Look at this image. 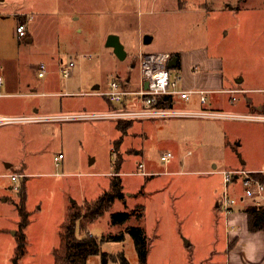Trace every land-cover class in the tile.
Instances as JSON below:
<instances>
[{"label":"rangeland","instance_id":"374dc122","mask_svg":"<svg viewBox=\"0 0 264 264\" xmlns=\"http://www.w3.org/2000/svg\"><path fill=\"white\" fill-rule=\"evenodd\" d=\"M36 1L40 4L47 0ZM48 2L52 12H35V19L29 23L32 42L18 38L14 16H0V74H7L11 92L28 91V80L40 82L35 71L39 64L48 71L43 79L49 77L52 82V89H38L37 96L31 98L0 99L5 114L36 115L33 109L37 107L41 114L51 116L111 111L104 94L113 78L119 75L118 80L125 84L124 74L128 72L131 89L138 88L139 51L172 53L206 47L223 59L225 81L243 79L241 85L248 91L219 93V108L210 106L209 99L201 104L194 98L184 100L175 95L174 110L213 111L220 115L134 118L121 136L116 120L102 117L45 120L39 128L23 125L26 123L0 126V172L16 170L20 160L28 172L27 178L15 181L0 176V198L9 197L0 203V224L4 226L18 220L14 201L25 180L30 221L27 232L32 241L26 248L29 252L18 263L52 264L67 206L72 201L81 205L107 190L113 162L120 159L118 174L124 200L117 199L109 211L87 226V231L99 241L106 235L123 236L119 241H101L102 253L123 251L130 264H137L135 246L125 229L133 221L112 224L110 213L133 210L135 205L143 204L142 225L151 249L149 264H162L168 259L178 264H226L222 212L214 204L213 208L208 205L210 198L220 199L224 186L221 174L210 171L264 166V121L249 118L253 114L264 115L258 102L264 101V0H186L182 4L181 0ZM112 33L118 35L127 53L123 60L114 55L113 48L105 46ZM144 35L151 37L150 42L142 43ZM68 61L75 65L65 79L60 67ZM15 63L22 64L20 69ZM177 70H171V75L175 76ZM131 98L129 103H123L130 105L135 96ZM121 104L113 103L119 108ZM164 151L173 154L167 164L160 160ZM59 152L63 158L56 166L53 158ZM139 162L152 164L161 172L169 170L167 174L149 176L146 189L150 192L146 196L139 192L143 184ZM8 164L12 165L8 168ZM151 185L161 189L158 194L152 193ZM160 196L169 199L174 208L183 254L178 250L160 253V248L173 240L168 235L159 238L160 202L156 197ZM247 202L238 206H246ZM76 232L79 236L84 234L78 223ZM14 239L13 229L9 233L0 230V264H11ZM86 262L102 264L99 254L90 255Z\"/></svg>","mask_w":264,"mask_h":264},{"label":"crops","instance_id":"0c3cea01","mask_svg":"<svg viewBox=\"0 0 264 264\" xmlns=\"http://www.w3.org/2000/svg\"><path fill=\"white\" fill-rule=\"evenodd\" d=\"M185 1L186 0H181V4L184 3ZM0 3H1L0 16H4V15L14 16L16 18V25H17V22H19V20H22L26 23V33L27 34L24 37L26 42L33 41L32 33L28 31V27H29L30 21L35 19L34 18L35 12H40L43 15H49L50 12H52L51 7L49 8L48 0L45 2L42 1V3L40 4H38L36 0H0ZM175 52L178 53L179 67H177L178 70L176 69V67L172 70H177L178 72H175V73L180 75V78H182L181 89L182 90L193 89V90L205 91L206 100L209 99L208 103L210 104V106L215 107V108H219L221 106V104H219L218 102L219 93L221 92L230 94L231 92H235V91L236 93L248 91L247 88L241 85L243 84L242 83L243 79L238 82L237 81L233 82V80L232 82L225 81L224 73L222 72L223 59L221 57H216V55H213L212 53H210L208 48L206 47L205 48H190L187 51H174L172 53L174 54ZM140 53H143V52L139 51L136 53L137 60H138V55ZM144 53H148V52H144ZM172 53H169V54L172 55ZM126 56H127V53H126ZM19 63H15V64H18L16 65L17 69H20L22 65V64L19 65ZM40 65L41 64H39V66L35 68V71L37 74V78H39L41 81L35 82V81H32L33 79L26 81L25 84L29 87V89L28 91H24L22 93L19 92L18 89L15 90V92H11L12 90L8 86V84H10V81L8 80L7 74L6 75L0 74V80H1L0 99H4L6 97L31 98L33 96H37L36 94H37L38 89H41L43 87L52 89V87H50V83L52 82L48 80L50 78L46 77L45 80L43 79L47 75V72H48L47 70L44 71V74L42 76H38ZM136 65L138 67V61ZM44 69H45V66H44ZM124 75L125 76L127 75L124 86L127 85V87L131 88L133 84L131 82L132 81L131 76L128 75V72H125ZM118 76L119 75H117L116 78H118ZM120 76H123V75H120ZM138 76H139V67H138ZM139 79H140V76H139ZM139 79H138V83H139ZM17 85H18V82H17ZM199 96H200L199 93L193 92L188 98L184 100H190L191 98H194L197 100V102H199ZM258 102L261 103L260 110L262 111L264 109V101L259 100ZM33 110L37 116L38 115L51 116V114L49 115H45L44 113L41 114L39 112L40 110L38 107ZM6 112L7 111L5 109L0 108V115H5V116L9 115V114H5ZM22 115H29V114H22ZM30 115H33V114H30ZM41 122L43 121L26 122V124H23V125L40 127L39 123ZM34 128H35V131L38 130V128L36 127ZM136 152H139V150H137ZM188 154H190V151H188ZM168 162L169 161L163 162V163L167 164ZM12 164H8V168ZM242 164L244 166L246 165L245 162H242ZM25 166H26L25 163L21 162L20 160L19 162L16 163V167H17L16 170L11 171V172H4V173L0 172V176H6L8 178L9 177L11 178V175L18 174L19 175L18 178L20 177H23V179L27 178L28 172L25 171ZM213 167L216 168L215 165H213ZM263 167L264 166H257L254 164L253 166L246 168V169L255 171V169H260ZM143 168L144 170L142 172L138 170V173L143 177L142 179L143 184L141 185L139 192L140 194H143L146 196L150 192L149 190L147 191L146 189L147 183H149L151 180L150 179L151 177L149 176L157 175L160 173L167 174L169 173V170H164L161 172V171H158L156 168H154L152 164L148 165V163H143ZM210 174H221V171H218V170L216 172L210 171ZM152 188L153 189H150V190H152V193H155V194H158L159 191L161 190L158 188H154V186H152ZM156 198L160 202V206L158 209L159 238L164 235H168V237L173 239L172 242L167 243L160 248V253L167 254V253H173V251L178 250L180 254H183V251H184L182 250L183 243L181 241L182 235L181 233H179V230L177 228V220L174 221L173 219V216L175 214L174 208L172 207V204L169 199L161 198V196L160 198L159 197H156ZM8 199H9L8 196L7 198L6 197L2 199L0 198V203H4ZM17 201L18 200L14 201L15 206H16ZM218 201H219L218 198L216 199L210 198L208 200L209 207L213 208V204H214V207H217L218 209H220L218 205ZM69 205L67 206V210H68ZM244 207H245L244 205H240V206L237 205L236 209L232 213L222 212V227L224 229V242H225V247H226V264H264V230L250 231L248 229L247 214H246V211L243 210ZM143 209H144V205H143ZM143 214H144V211H143ZM214 214L215 213L213 212L212 215L214 216ZM18 222H19V218L14 223H10V225L4 226L0 224L1 226L0 230L1 231L5 230L9 233L11 229H13V234L15 235V231L18 227ZM28 227H29V223L26 226V229L24 230V233L26 235V248L32 241L30 238V233L27 232ZM14 243H15V239H14ZM190 244L187 245L186 247L188 246L190 247L191 246ZM28 252L29 250L26 249V253ZM150 254H151V249L149 246L148 256H150ZM148 256H147V260H148ZM172 256L173 255H171V257ZM191 263L193 264V262ZM148 264H149V260H148ZM162 264H178V263L174 260L168 259V260H165V262Z\"/></svg>","mask_w":264,"mask_h":264},{"label":"built area","instance_id":"2783aa9c","mask_svg":"<svg viewBox=\"0 0 264 264\" xmlns=\"http://www.w3.org/2000/svg\"><path fill=\"white\" fill-rule=\"evenodd\" d=\"M15 33L18 38H24L26 36V23L24 21H19L15 27ZM83 57L90 58V55L84 54ZM171 55L167 52L158 53H140L138 55V67H139V83L138 88L133 90L131 88H125L118 78H113L109 83L107 90L105 91L104 97L111 104L114 102L122 103L120 108H111V111L99 112V114H68L64 116L53 115V116H43V115H0V126L7 124H23L26 122H38L53 119H69V118H79L84 119L87 117H102L109 118L112 120L125 119L129 120L140 117H176V116H205V117H218L220 114L213 111H184L173 109V107L166 108L160 107L156 108L151 106V104L160 95H171L173 99L175 95H178L181 99L188 98L191 93H199V102L204 104L206 102L205 91L202 90H182L178 87V82L180 80V75L175 74L172 76L167 67L168 61ZM75 63L68 61L67 65H63L60 68V72L63 78H67L70 74V68L74 66ZM44 65H40V70L38 71V76L44 74ZM147 81V87L143 86L144 81ZM1 83V80H0ZM135 96V101L130 105L124 104L123 102L129 101L131 97ZM234 99V98H232ZM123 105H126L125 107ZM128 106V107H127ZM130 106L132 108L128 109ZM251 119L263 120L264 115L253 114L249 115ZM113 154V153H112ZM114 155V154H113ZM173 157L172 152L164 151L161 156V162H167ZM63 158L61 153L54 155L53 161L56 166L59 165L60 160ZM139 171H143V163L139 162L137 164ZM222 181L224 189L220 195L218 201L219 208L221 212L232 213L236 209L237 205L242 201H248L247 205L259 206L264 204V167L260 169H255V171L248 170L244 167H239L238 169H224L221 171ZM18 174L11 175L12 180H17ZM238 183L239 186H235Z\"/></svg>","mask_w":264,"mask_h":264},{"label":"trees","instance_id":"16d2710c","mask_svg":"<svg viewBox=\"0 0 264 264\" xmlns=\"http://www.w3.org/2000/svg\"><path fill=\"white\" fill-rule=\"evenodd\" d=\"M171 56H176L175 52ZM179 67V60H177L176 68ZM108 101V100H107ZM111 108H119L108 101ZM174 99L171 95H160L151 104V106L160 108L173 107ZM124 107L126 105H123ZM264 111V110H262ZM133 119H116L117 127L120 131V136L125 134L126 130L132 124ZM120 136L115 141V147L120 142ZM120 167V159L113 162V174L110 178V186L104 190L102 194L94 199L84 201L81 205L72 201L68 207L66 218L61 223L59 229V242L53 251L52 264H87V259L90 255H100V262L102 264L109 261L118 262L120 264H130L127 261L123 251L117 254H110L101 252L100 242L104 239L120 240L122 235H106L99 241L87 231V226L100 218L104 211H109L117 199L124 200L125 193L123 191V184L118 174ZM18 201L16 202L17 214L19 218L18 227L15 231V247L14 253L11 257V264H18L26 253V235L24 230L29 223V212L26 207V187L25 180H23L17 192ZM247 214V226L250 231L264 230V204L259 206L247 205L243 208ZM112 224H123L132 222L133 224L127 225L125 229L129 232L133 245L135 246L137 264H148L147 256L149 252V241L146 232L143 228V205L137 204L133 210H118L110 213ZM79 224L83 235H77L76 224Z\"/></svg>","mask_w":264,"mask_h":264},{"label":"water","instance_id":"95a60500","mask_svg":"<svg viewBox=\"0 0 264 264\" xmlns=\"http://www.w3.org/2000/svg\"><path fill=\"white\" fill-rule=\"evenodd\" d=\"M151 37L149 35H144L143 36V43H148L150 42ZM105 46L113 48V53L114 55L120 59L123 60L126 57V51L124 49V46L120 43L119 37L116 34H111L107 37ZM177 57L176 56H171V58L168 61L167 67L169 69H174L177 65ZM143 86L146 88L147 87V81H144ZM95 89H98V86L94 87ZM260 109V108H259ZM92 161V160H91Z\"/></svg>","mask_w":264,"mask_h":264}]
</instances>
